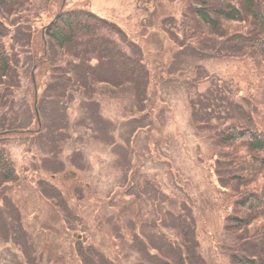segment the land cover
<instances>
[{
	"label": "rangeland",
	"instance_id": "obj_1",
	"mask_svg": "<svg viewBox=\"0 0 264 264\" xmlns=\"http://www.w3.org/2000/svg\"><path fill=\"white\" fill-rule=\"evenodd\" d=\"M35 1L34 11L41 18L40 25L53 20L63 4V1L51 5L50 0ZM89 2L95 13L111 17L126 29L131 40L145 46L144 73L148 77L140 85L142 98L136 103L129 88L120 86L118 91L110 92L95 89L92 83L85 95L76 90L74 96L58 99L57 93L45 87L46 83L52 84L46 63L33 67V62L43 55L40 53L34 60L31 54L22 52L25 55L21 54L18 91L7 99L9 112L0 115V120L5 118L8 130L29 129L10 131L0 137V150H5L9 165L18 175L8 184L0 178V208L7 207L8 216L15 214L19 225L24 227L18 240L27 245L26 252L40 264H75L68 244L74 243L76 236L80 245L100 247L96 252L118 254L123 244L128 252L122 254L119 262L114 259V264H150L154 259L161 260L154 247L161 246L169 254L170 243L173 244L169 238L180 242L175 229H168V223H160L161 219L169 216L170 221L176 222L177 217H185L187 212L199 217L200 251L210 264H229L228 257L220 253L219 259L213 249L217 245L220 252H226L230 240L235 241L234 234H225L222 216L226 213L220 212L217 205V198L228 194H219L213 176L217 157L230 154V150L221 149L224 147L215 136L217 128L227 127L225 121L229 116L225 111L222 114L213 109L204 118L209 124L203 120L206 124L196 127L191 121L190 103L199 101L203 110L206 104L214 105L211 101L216 95L226 102L238 99L247 108L249 101L263 108L264 65L254 57H221L213 51L202 55L200 49L182 55L172 49L160 28H169L179 44L187 42L189 31L193 32L190 26L196 25L198 31L203 27L208 30L192 22L194 14L182 16L186 6L181 0H69V6ZM136 51L139 52V47ZM69 52L96 56L87 40L75 43ZM55 56L53 53L54 59ZM109 67L106 63L90 68L100 79L118 81L110 77ZM206 76H210L209 80L203 78ZM107 82L109 87L115 85ZM202 95L210 102L204 103ZM37 107L44 134L38 130ZM203 115L201 111L200 116ZM218 115L222 118H217ZM59 128H66L63 136ZM45 137L51 141L47 143ZM69 163L73 164L71 168H81L80 175L72 174ZM226 166L222 165L221 173ZM49 169L59 173L56 179L46 176L51 173ZM134 181H138V187L133 186ZM139 184H146L150 191L147 198L140 197ZM40 190L65 206L66 203L70 207L79 206L78 214L83 217L86 229L78 228L77 223L76 229L64 232L62 218L38 198ZM74 193L81 194L76 198ZM124 193L134 195L136 202L123 205ZM80 198L85 201L79 202ZM107 198L110 204H117L118 210L106 208ZM205 203L215 207L210 209ZM144 212L145 218H137L136 214ZM66 213L73 215L71 210ZM3 217L0 209V219ZM5 229H0V264H19L18 255L8 248L6 238L13 232L17 235L19 230L13 225L10 230Z\"/></svg>",
	"mask_w": 264,
	"mask_h": 264
},
{
	"label": "trees",
	"instance_id": "obj_2",
	"mask_svg": "<svg viewBox=\"0 0 264 264\" xmlns=\"http://www.w3.org/2000/svg\"><path fill=\"white\" fill-rule=\"evenodd\" d=\"M215 2L220 6L217 7ZM215 2L202 0L200 8L191 9L196 16V18H192V22L205 25L209 31H206L204 27L198 31L196 25L190 26L193 32L189 31L188 36H190L185 42L188 44L182 43L181 45L184 47V51L196 50L200 45L210 53L213 51L221 57H254L264 65L261 59V56H264V0H215ZM1 9L8 12L9 15L12 13L16 16L21 15L19 19L22 20L24 12H33L34 2L33 0H0V15L4 16ZM191 11L187 12L190 16H192ZM214 12L216 17L211 15ZM72 15L73 13L69 12L62 13L60 23L55 22L46 29L48 54H45L42 31L36 32L31 26L18 28V35L22 34L23 45L29 48L32 58L36 60L40 53L45 58L41 57L34 62L46 63V72L52 69L53 56L50 50L55 47L52 42L54 38L58 39L63 51L67 52L69 47L75 46L74 43L86 35L90 38L91 49L93 48L98 57L102 53L104 55L108 53L109 42L104 35V25L89 12H82L78 16ZM19 21L15 22L16 27ZM237 23L243 24L240 29ZM241 30H247V33ZM10 31L11 28L0 17L1 84L5 82V79H10L13 82L19 81L20 60L5 42V38L10 36ZM33 32L35 33L33 34ZM118 32L123 33L122 31ZM175 40L177 41V39ZM163 50H165L164 47ZM118 51H120L119 48ZM137 63L134 62L133 75L135 78L139 76V82L146 81L148 76L143 72V67H139L138 70ZM13 94V92L4 94L0 91L1 116L9 112L7 99ZM237 100L232 101L234 104L223 100H221V104H217L219 112L223 114L225 111L226 116L234 119V122L219 134L225 144L222 150H230V154L225 153L217 159V170L215 171L217 176L214 178L219 194H228V197L222 199L218 197L217 205L220 212L226 213L222 216L224 232L227 236L234 234L235 243L230 240L227 246L229 250L226 252L223 250V253L218 250L217 245H214L213 249L219 259L220 253L223 257H228L229 264H264V106L263 108L256 107L253 102L249 101L250 106L247 108ZM218 117L222 118L221 115ZM241 121H244V125H241ZM0 123H4L3 126L0 125V128L8 129L5 127V118L0 120ZM0 156L8 165L7 175L14 179L16 177L15 170L9 165L3 149L0 150ZM222 165L227 166L223 168L226 169L223 170L225 172L221 173ZM189 205H191L190 202ZM205 205L210 209L215 207L207 203ZM136 216L143 219L145 213L143 217H141L142 214H136ZM198 221L199 217L188 212L185 218L179 216L176 222L173 219V226H180L183 229L186 241L183 242L184 244L182 243L183 246L179 243L170 245L173 254H168L159 246L167 259H154L149 262L151 264H210L207 256L200 251V243L197 238ZM116 233H120L119 229L116 230ZM87 247L93 252L96 249L95 246ZM81 248L84 250V246ZM98 249L101 250V248ZM126 252H128L127 248L121 244L120 253L116 254V258H112L114 254L106 251H98L96 254L103 261L99 264H114V259L119 262L122 254L125 256ZM84 255L85 259L82 256L84 264H98L97 261L91 260L93 255L86 256V253ZM167 256L172 260H169ZM78 264L80 263L78 262Z\"/></svg>",
	"mask_w": 264,
	"mask_h": 264
}]
</instances>
